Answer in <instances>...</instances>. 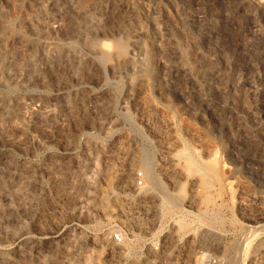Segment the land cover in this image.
<instances>
[{
	"label": "rangeland",
	"instance_id": "obj_1",
	"mask_svg": "<svg viewBox=\"0 0 264 264\" xmlns=\"http://www.w3.org/2000/svg\"><path fill=\"white\" fill-rule=\"evenodd\" d=\"M33 14L55 31L75 21L73 39L33 31ZM162 145L188 180L159 171ZM151 203L139 225L126 216ZM164 249L175 264H264V0H0V264Z\"/></svg>",
	"mask_w": 264,
	"mask_h": 264
},
{
	"label": "bare ground",
	"instance_id": "obj_2",
	"mask_svg": "<svg viewBox=\"0 0 264 264\" xmlns=\"http://www.w3.org/2000/svg\"><path fill=\"white\" fill-rule=\"evenodd\" d=\"M254 1V0H253ZM255 1H257V0H255ZM109 16V15H108ZM111 17V16H110ZM34 18H36V14H33V15H31V18L29 19L30 21V23H29V25H30V27L33 29V31H35V32H42V33H47V32H59V33H62L63 34V36L67 39V38H71L72 37V35H73V33H75V29H74V22H72V21H68V23L66 24V25H64L62 28L60 27L57 31H55V30H53V28L52 27H50V25H48V24H45V25H38V24H36V22H35V20H34ZM23 23V22H22ZM85 24V23H84ZM128 24H130V23H128ZM83 25V24H82ZM86 25V24H85ZM84 25V26H85ZM79 27V26H78ZM83 27V26H82ZM81 27V28H82ZM120 28L117 30V32L118 33H121V34H124V36L125 35H127L128 36V41H129V47H130V52L131 53H135V52H139V53H141V52H143V33H142V31H141V29H140V27H138L137 25L135 26V25H133V26H127V23L125 24V25H123V26H119ZM77 28V27H76ZM77 31V30H76ZM101 31H103V30H101ZM262 32V31H261ZM108 33H110V35L112 34L111 32H108ZM177 37V36H176ZM71 39H73V37L71 38ZM180 39V38H179ZM68 40V39H67ZM182 40V39H181ZM178 41H180V40H178ZM52 44V43H51ZM53 44H55V43H53ZM174 44H176V43H174ZM184 45H186L185 43H183V41H181V43L179 44V46H180V48H182ZM56 46V45H55ZM184 48V47H183ZM182 48V49H183ZM185 48H186V46H185ZM184 48V49H185ZM177 49V48H176ZM183 49V50H184ZM180 50V49H179ZM181 51V50H180ZM21 52V51H20ZM19 52V50H12V48H9V49H6V51H5V53H4V57L6 56H8L10 59L12 58V59H18L17 58V56H18V54L20 53ZM182 53H184V52H182ZM3 58V57H2ZM8 58V59H9ZM129 59H131L130 58V56L129 57H127L126 59H123V60H121V61H118V65H121V64H128L129 65ZM5 60V59H4ZM6 61V60H5ZM14 61V60H13ZM17 61V60H16ZM193 63V62H192ZM130 64H131V62H130ZM122 67H125V66H122ZM188 70H189V73H190V75L191 76H193V77H196L197 78V76H200V78L201 79H203V81L204 82H206L207 83V79H206V77L207 76H211V73H212V70H210L209 72H205V74H204V72L203 73H200L193 65L192 66H188ZM206 76V77H205ZM160 165H159V171H161V173L165 176V178L167 179V181L169 182V184H171V185H175V183L177 182L178 183V181H179V179L180 178H182V180H184V181H186V180H188V178H187V175H186V171H188V170H186L185 168L187 167V165L189 164V162H188V160L186 159H181L180 157H179V155L177 154V153H175V152H172L167 146H165V145H162V147H161V149H160V163H159ZM189 183H191V184H189L191 187H190V194H189V196L187 197V199H185L186 200V202L187 203H190V202H192V200H194L193 198H194V193H193V188H194V186H195V184L193 183V182H189ZM196 183V182H195ZM133 189V188H132ZM135 189V188H134ZM195 192V191H194ZM253 197L252 198H249V199H246V200H244L243 198H240V201H238V207L239 208H241V209H244V208H249L250 206H251V203H252V201H253ZM145 202V201H144ZM149 202V201H148ZM237 202V201H236ZM143 203V202H142ZM150 203V202H149ZM148 203V204H149ZM141 204V203H140ZM143 205V207L141 208V210L139 209V207H137V208H135V207H133V208H131V207H129V209H127V212H126V216L129 218V220H131V221H135L134 223H137L136 221L138 220V218L140 217V215L139 214H144L145 216L148 214V212H153V211H155L156 212V206L155 205H153L152 203H151V205ZM158 205V204H157ZM140 210V211H139ZM123 212H125L124 210H123ZM159 212H160V210H159ZM123 214V213H122ZM125 216V217H126ZM148 216V215H147ZM151 216V215H150ZM144 218V217H143ZM146 218V217H145ZM150 218V217H149ZM140 219V218H139ZM127 220V219H126ZM130 222V221H129ZM179 222V221H178ZM133 223V222H132ZM131 223V224H132ZM141 223V222H140ZM138 225H139V223H137ZM179 226V225H178ZM135 227V226H134ZM174 228V227H173ZM175 228H178V227H175ZM174 228V230L173 231H175L176 229ZM182 229V228H181ZM138 230V229H137ZM141 230V229H140ZM173 231H172V234H171V238H172V236L174 235L173 234ZM148 232V231H147ZM170 233H171V231H170ZM169 233V234H170ZM177 235V234H176ZM204 235V234H203ZM201 236V235H200ZM204 236H202V238H203ZM166 238V237H165ZM174 238H175V236H174ZM204 239V238H203ZM203 239H202V241H203ZM211 239V238H210ZM104 240V239H103ZM107 238L105 239V242L104 243H106V245L108 246V250L110 251V253H111V255L112 256H114V258H115V255L117 254V253H120V252H115L114 251V244L110 241V240H107ZM165 240V239H164ZM167 241H169L170 239H166ZM174 240V239H173ZM171 241V240H170ZM169 241V242H170ZM198 242V241H197ZM103 243V244H104ZM166 244H168L167 242H165ZM165 244V245H166ZM199 244V243H198ZM203 244V243H202ZM201 244V245H202ZM105 245V246H106ZM170 246V245H169ZM179 246V245H178ZM164 247V246H163ZM165 247H168V245L167 246H165ZM164 247V248H165ZM172 247V246H171ZM177 248H179V247H177ZM166 249V248H165ZM165 249L163 250V252H161L160 253V251L159 252H157V253H159V254H155L154 255V252L152 253V251L150 252L151 253V255L153 254L154 256V258L153 257H151V258H153L154 260L153 261H151L149 258H143L144 260H142V262H139L138 264H175L176 263V261H175V263H174V261H173V257L170 255V253L168 252V254L167 253H165ZM168 249V248H167ZM180 249V248H179ZM170 250V249H169ZM173 250V249H172ZM171 250V251H172ZM117 251H119V250H117ZM121 251V250H120ZM170 251V252H171ZM177 251H178V249H177ZM173 252V251H172ZM176 253V252H175ZM172 254V253H171ZM177 254V253H176ZM149 255V254H148ZM147 255V256H148ZM173 255V254H172ZM175 256H177V255H175ZM116 257H117V255H116ZM197 258V257H196ZM176 259V258H175ZM120 260V259H119ZM190 261V260H189ZM189 261L188 262H186V263H188V264H190L191 263V261H190V263H189ZM183 262V261H182ZM194 263V262H193ZM192 263V264H193ZM196 263V262H195ZM179 264V263H178Z\"/></svg>",
	"mask_w": 264,
	"mask_h": 264
},
{
	"label": "built area",
	"instance_id": "obj_3",
	"mask_svg": "<svg viewBox=\"0 0 264 264\" xmlns=\"http://www.w3.org/2000/svg\"><path fill=\"white\" fill-rule=\"evenodd\" d=\"M134 178L136 179V183H137V184H140V183H141V178H142V176L140 175V173H137V175H135ZM111 238H112L113 240H117V239H118V232H113V233L111 234Z\"/></svg>",
	"mask_w": 264,
	"mask_h": 264
}]
</instances>
